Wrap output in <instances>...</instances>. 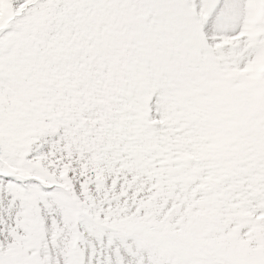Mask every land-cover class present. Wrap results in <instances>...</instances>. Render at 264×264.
<instances>
[{
  "label": "snow or ice",
  "instance_id": "6c2138e0",
  "mask_svg": "<svg viewBox=\"0 0 264 264\" xmlns=\"http://www.w3.org/2000/svg\"><path fill=\"white\" fill-rule=\"evenodd\" d=\"M0 264H264V0H0Z\"/></svg>",
  "mask_w": 264,
  "mask_h": 264
}]
</instances>
